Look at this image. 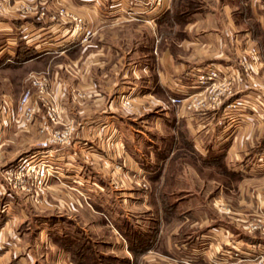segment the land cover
Wrapping results in <instances>:
<instances>
[{
  "label": "crops",
  "instance_id": "0c3cea01",
  "mask_svg": "<svg viewBox=\"0 0 264 264\" xmlns=\"http://www.w3.org/2000/svg\"><path fill=\"white\" fill-rule=\"evenodd\" d=\"M11 3L10 11L0 12L2 63L29 49L20 66L47 74L60 117L49 122L38 100L33 121L21 122L20 142L31 154L40 150L48 125L68 126L72 138L45 148L56 171L43 192L7 188L10 200L17 196L0 222V264H81L68 242L74 230L61 234L28 218L31 209L67 216L94 210L73 183L77 176L94 181L93 173L106 196L111 187L121 201L116 226L107 220L115 230V255L131 264H230L235 250L245 256L252 244L264 245V230L248 227L252 219L264 226V106L258 103L264 96V0H164L160 11L137 16L106 12L89 0ZM60 5L81 16L93 34L82 39L72 22L52 18ZM253 45L259 53L252 74L234 84L233 96L215 107L187 106L189 94L204 91L187 88L192 72L207 64L235 71ZM178 88L186 98L172 103ZM234 96L256 100L253 118L238 124L224 118L222 107ZM107 211L99 213L108 218Z\"/></svg>",
  "mask_w": 264,
  "mask_h": 264
},
{
  "label": "built area",
  "instance_id": "2783aa9c",
  "mask_svg": "<svg viewBox=\"0 0 264 264\" xmlns=\"http://www.w3.org/2000/svg\"><path fill=\"white\" fill-rule=\"evenodd\" d=\"M97 7H102L109 11L125 12L132 16L143 15L146 11L157 10L160 11L164 0H89ZM136 3L144 5L146 8L143 11H134L131 6ZM12 3L10 0H0V12L10 11ZM43 12L41 11V14ZM54 19H64L72 22L73 29L83 32L82 39H86L92 35L93 30L87 26L85 20L69 10L66 6L60 5L56 12L51 15ZM259 53L256 45L251 46L247 51V55L238 58L237 67L235 71H231L225 67H220L215 64H207L202 68L196 69L192 72L194 77L191 80L189 89L202 87L203 92H192L188 96L191 100L187 106L189 108H206L210 103L211 107H215L222 103L226 96H233L234 84H238L250 78L252 74V62L255 55ZM49 78L45 73H31L30 85L26 87L20 94L14 110L18 114L20 120L24 123L33 121L37 112V101L41 100L44 106V113L46 119L51 123H58L60 120L58 106L51 98L48 91ZM186 89V87H184ZM188 89V90H189ZM183 89L178 88L174 90V94L170 97L172 103L182 102L186 97ZM259 102L264 106V96H258ZM122 104L129 106L130 99L126 96L120 97ZM256 100H248L243 96H234L225 102L222 107V114L228 121L235 120L238 124L241 121L253 118L255 112ZM264 113V111H263ZM46 133L45 137L40 141L41 149L33 152L29 156L22 157L13 165L6 167L2 172L5 188L15 191H30L31 189L40 188L43 192L45 183L50 175L54 174L56 167L54 161L49 158L46 151L50 144H69L71 142V129L68 126L63 128H56L52 126H45L43 128ZM264 156V149H263ZM7 192V191H6ZM1 194H5L0 186ZM8 194V193H7ZM248 227L252 230L264 229L260 219H253L248 222ZM245 256H240V252L235 250L232 253L234 261L230 264H264V245L252 244L248 251H243Z\"/></svg>",
  "mask_w": 264,
  "mask_h": 264
},
{
  "label": "rangeland",
  "instance_id": "374dc122",
  "mask_svg": "<svg viewBox=\"0 0 264 264\" xmlns=\"http://www.w3.org/2000/svg\"><path fill=\"white\" fill-rule=\"evenodd\" d=\"M21 7L22 5L19 4L16 9L21 10ZM13 31H16V33L18 34L17 38L19 40V30L13 26ZM23 48L25 49V47ZM31 54L32 53H30L29 49H27V52H22V54H20V52H15L13 56H10L9 59H7V63L11 62L10 64L6 63L7 65L2 63L3 59L0 58V180H2L0 182V185L2 184V191L5 192V194H1L0 197V222L2 221L3 214L7 213L8 211L11 212V209L14 208L13 203L15 202L17 196V193L15 194L14 192L10 195V197H12V203L9 196H7V193L9 192H6L7 188H5L3 184L4 180L2 178L1 172L6 167L16 163L22 157L31 155V151L25 150V148H23V146L28 145L22 144V141L19 138L18 130L22 127V121L19 120V116L14 110V106L20 94L26 87L30 85V73H45L42 70H38L34 67L30 69L29 67L20 66V63H22L21 61H23L25 58L31 57ZM6 112L8 113L9 120L5 116ZM15 118L18 120H15ZM38 144L40 143L38 142ZM262 158H264L263 153ZM93 174L95 175L92 177L94 181L90 182L88 180H81V183L79 180V176H77L76 181H74L73 183L75 185V188H77V194H79V192H82V203L91 204L93 206L92 209H94L95 211H87L86 209H84L78 211L75 214L67 216V214L57 213V211H53L54 213L49 214L43 213L45 215H41V213L33 214L39 211L31 209L32 211H30L28 219H30L31 223L50 226L48 228L50 231L59 232L61 234L65 231L74 230L76 237H72V240H69L68 242L73 243L72 246L75 250V260H77L78 262L79 260H83V262H85L84 259L87 258L84 257V253L89 252L88 250L91 249V253L89 254L92 256V259L88 258V262H86V264H93L90 262H102V264H119L118 260L110 258V256H117L121 258L120 255H115V253H118L119 250L113 248L114 244H116L115 242L112 243V241L115 240L113 237L115 234V230L110 225V222L112 221V225L116 226L115 217L120 215L121 212L124 213L123 211H121V201L117 202L114 196L115 191L111 187L108 189L109 195L107 197L106 191L103 190V188L105 189V186H101L98 181V175L96 176L95 173ZM124 187H126L127 190L132 191L130 189L131 186ZM139 192L144 193L146 191L143 188H140ZM36 202L37 201L34 200L35 204ZM130 207L131 206H129L127 209L130 213L134 214V209ZM100 208L102 209V211L105 210V212L107 213H109L107 211L109 210L110 212H112L109 215L112 214L111 216L114 217L109 216L108 218H105L103 217V215L101 216V214L99 213ZM85 212L88 213L85 214ZM52 215L57 216L56 220H51ZM139 223L141 225L142 221L140 220L138 224ZM73 226L75 227L73 228ZM112 230L114 231V233H112ZM1 251L2 249H0V252ZM100 256H103V258H99ZM58 264H63V262H58ZM129 264H131V260Z\"/></svg>",
  "mask_w": 264,
  "mask_h": 264
},
{
  "label": "trees",
  "instance_id": "16d2710c",
  "mask_svg": "<svg viewBox=\"0 0 264 264\" xmlns=\"http://www.w3.org/2000/svg\"><path fill=\"white\" fill-rule=\"evenodd\" d=\"M132 251H136L134 248H132L131 249ZM89 252H86V253H84V257L85 258H87V259H84L85 260V262H83V260H79V262L81 263V264H86V262H88V258L89 259H92L91 257V255L89 254V253H91V249L90 250H88ZM99 258H103V256H100ZM110 258H113V259H115V260H118V262H119V264H129L130 263V260L128 259V258H125V257H121V258H119V257H117V256H110ZM90 263H93V264H102V262H90ZM104 264H106V263H104Z\"/></svg>",
  "mask_w": 264,
  "mask_h": 264
}]
</instances>
